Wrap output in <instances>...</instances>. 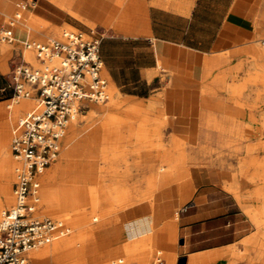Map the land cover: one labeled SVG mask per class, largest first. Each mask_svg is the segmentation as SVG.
Segmentation results:
<instances>
[{
    "label": "rangeland",
    "instance_id": "374dc122",
    "mask_svg": "<svg viewBox=\"0 0 264 264\" xmlns=\"http://www.w3.org/2000/svg\"><path fill=\"white\" fill-rule=\"evenodd\" d=\"M261 1L264 0H257L251 3V8L247 10L248 16L253 17V20L255 19L257 22L256 32L249 35V37L241 36L242 38L239 40L217 47L209 53L184 50L186 51L184 56L189 53H196L218 58L223 54H231L232 61L228 69L232 70V75H220L222 78L218 81L216 78L219 75L216 72L210 76L213 81L209 85L211 84L215 91L210 90V88L205 90V92L189 90L186 89L187 87L183 80L172 77L169 70L178 60L176 59L177 57L159 56L156 61V67L149 75L141 78L138 74H135L131 83L124 86L112 79L109 72H107L106 65L103 63L102 74L108 80L110 97L103 103L94 102L92 104L106 107L107 114L104 117V128L101 132L96 133V136L95 132L92 131L76 136V140H81L82 142L74 148L73 154L69 158L72 167L70 166L68 180L65 182V184L68 183L70 186L75 187L77 191H79V188L85 190L87 195L78 196V201H76L77 209L73 207L76 210L73 208V210H59L58 213L51 214L48 210L40 209L34 213L38 218L65 219V221L63 220L64 235L67 242L60 249L63 257L60 264H82L83 261L85 264H153L157 263L159 256L162 257L163 264H190V261L199 255L221 252L225 249L228 250L227 253L212 256L201 264H264L263 153L255 154L247 151V155L250 158L244 160L246 164L243 165L242 175H238L240 182L239 191L243 194V202L256 208L257 216L260 217L259 225L253 221L249 214V216L246 214L236 196L224 187V174L221 168L213 169L208 166H200L196 171L193 168L192 175L187 173L192 177L190 184L193 190L190 197L184 200L186 181L189 180V176L184 175L178 184L182 182L186 184L182 185L181 188L178 187L172 195H166L163 198L170 213L165 217L164 215L160 216L158 228L160 227L161 229L169 226L175 220L177 211L180 217L184 213V207L201 192L209 190L210 192L224 194L227 200L226 204L235 213L229 218L231 220L230 226L223 228L225 233L223 238L225 240H234L247 233L240 241L220 250L188 255L184 253L185 234L183 229L179 227V217L177 233L170 236L168 240L163 238H156L155 241L145 239L136 245H132L134 242L128 238L129 231L127 228L129 222L141 217L138 211L144 201L152 204L154 193L158 192L156 190L158 188V176L163 167L170 165L160 161L157 162L156 179L152 188H148L146 175L140 176L141 184L138 186L133 184L137 180V174L140 171H148L150 165L154 163L147 159L148 156L146 154L149 151L156 154L159 149L158 143L163 141L164 144L169 145L170 141L174 139L175 135L173 133L175 132L180 136H175V138L177 140L180 138L182 144L187 145V137L191 135L192 129L195 127L201 128L204 124L201 117H236V120L240 121H244L245 117H249L251 120H253L251 117H256L255 121L250 123L253 131L257 126L264 127V79L253 80L248 74L250 71L264 72V64H262L264 59H255V57L248 55L245 51V47L250 43L257 44L264 51V26L260 21ZM12 7V12H9L8 15L0 12V31L6 28L12 19H16V24L19 25L14 29L16 35L14 43H5L0 39V52L6 60V68H2L5 72L10 71L12 66L10 58L16 51L22 50L27 60H35L34 54L23 48L21 43L23 39L46 41L52 37H60L65 30L95 31L98 35H102V44L104 42L107 43V54L111 57L114 64L128 63L125 57L132 53V49L139 44L140 46L146 44L122 38V35H137L135 26L121 25L124 31L116 28L118 26L116 23L118 22L128 23L135 21L134 18L137 15L136 0H121L120 4L113 0L106 13L103 12L104 19L96 17L81 19L51 0H12ZM30 10L38 15L39 18H42L38 20L44 27L41 31L36 32L37 35H34L32 31L26 32L19 29H32L33 24L30 19H34L35 15H32ZM18 14H20L19 17L17 16ZM103 20L107 22L103 23ZM54 29L58 30L56 34L51 33ZM153 47L159 51L174 49L156 42L153 43ZM141 60L144 61L143 55H141ZM237 63L241 65L234 66ZM239 87H242V90ZM171 97L180 105L176 106V115H174L170 107H165V102ZM120 100H135L136 105L131 110L127 109L126 106L116 107L117 101ZM10 103H12L13 107L21 106L20 112L12 119L9 131L8 148L10 149V157L14 159L11 152L13 130L17 126L20 117L27 111L28 105L33 102L29 99L21 98L19 103L14 101H10ZM87 109L88 105L86 102L82 103L80 111ZM183 110L186 113L179 112ZM168 117H184V120L179 122L178 129L174 130L171 128L172 124ZM86 122L87 119L81 120L80 126H84ZM193 125H195L194 128H192ZM248 131V128L242 129V136L240 138L234 136V139L231 140L232 145H246L247 147L250 139L245 134ZM90 135L100 139L98 141L94 140L93 144L87 146L85 142L90 140ZM262 137L264 138V133ZM254 138L255 135H253ZM59 160L60 152L57 160L52 162L50 166ZM255 160L259 162L253 163ZM18 162L16 161L15 165L21 164V161L20 163ZM235 163L236 161H234ZM239 165L238 168L240 167ZM15 169L14 167V179L10 183L12 199L4 204L3 209L10 207L14 203ZM152 177L154 178V176ZM121 178L124 179L126 186L135 188L136 192L134 191L125 196L117 193V197L116 194H112L106 199L103 193L104 187L110 188L113 181L120 184L123 181ZM98 192L100 197H98ZM92 197L99 198L97 200L98 206L91 201ZM62 199L60 192H57L56 203H64ZM151 225L152 222L150 221L149 228H151ZM119 226H122L125 230L123 234L117 232V227ZM147 234L148 232H146L145 236ZM56 240L57 238L48 244L51 243L52 245ZM127 244H131L134 247L127 252V255H124L120 252V247ZM43 246H47L46 243ZM36 248L38 246L33 249ZM85 248L88 251L83 255L82 252L83 250L85 252ZM159 250L162 252L159 253ZM115 251L118 252L114 253ZM92 257L96 259L92 260ZM182 257L186 258L183 263H181ZM29 258L30 264H34V260L30 255ZM121 258L123 261H119ZM44 264H55V261L49 256Z\"/></svg>",
    "mask_w": 264,
    "mask_h": 264
},
{
    "label": "crops",
    "instance_id": "0c3cea01",
    "mask_svg": "<svg viewBox=\"0 0 264 264\" xmlns=\"http://www.w3.org/2000/svg\"><path fill=\"white\" fill-rule=\"evenodd\" d=\"M51 1L59 4L81 19L92 17L104 19L103 12L106 13V10L113 0ZM115 1L117 4L121 3V0ZM256 1L136 0L137 15L134 18L135 21L128 23L118 22L116 23L118 25L116 28L124 31L121 25L135 26L137 35H122V38L136 40L138 43L143 42L146 44L143 46L139 44L134 47L132 53L125 57L128 60L126 64H114L111 57L107 54V43L104 42L101 44L103 63L108 70L106 71L109 72L116 83L124 86L125 84L131 83L133 80L132 77L135 74H138L141 78L149 75L156 67V61L159 59V56L177 57L176 59L178 60L169 70L172 77L183 80L187 87L186 89L189 90L205 92V90L210 88V90L215 91L214 87L211 84L209 85L213 81V79H210V76L216 72L219 75L216 78L218 81L222 78L220 75H232V70L228 69L232 61L231 54H223L218 58L207 57L196 53H189L184 56L186 52L184 50L209 53L217 47H222L239 40L242 38L241 36L249 37V35L256 32L257 22L255 19L253 20V17L248 16L247 10L251 8L250 4ZM12 9V0H0V12L8 15L9 12H12ZM30 12L32 15H35L34 19H30L33 24L32 29H19L26 32L32 31L34 35H37L36 32L41 31L44 27L39 21L42 18H39L32 10ZM260 21L264 26V1H261ZM102 22L106 23L107 21L103 20ZM56 32L58 30L54 29L51 33L56 34ZM154 42L163 46L172 47L175 50L164 49L159 51L153 47ZM248 46L249 44L245 47L247 53ZM141 55H143L144 61L141 60ZM262 59H264V55ZM262 64H264V60ZM236 65L239 66L241 64H234V66ZM2 68H6V60L0 52V141H8L12 119L20 112L21 107H13L12 103H10L14 95L12 77L9 71L5 72ZM239 89L242 90V87H239ZM171 98L165 102V107H170L172 109L171 111L176 115V106L179 103ZM179 112L186 113L184 110ZM201 118L204 121L202 127L199 128L193 125L192 128H195L192 129L191 135L187 137L188 152L191 157L200 160L202 164L209 162V166L216 169L221 168L222 170H236L240 161L250 158L247 155L246 145H232L231 140L234 139V136L240 138L242 136L241 130L246 128L249 131L245 135L252 140L253 128L250 123L251 121L254 122L256 117H253V120L245 117L244 121L236 120V117ZM168 119L172 124L171 128L177 130L179 122H182L184 117H168ZM173 134L178 136L175 132ZM234 161H236L235 164ZM184 175L188 174L182 166L168 165L162 168L157 179L158 188L156 190L158 192L154 193L152 204L151 202L144 201L138 211L141 217L132 220L127 225L129 231L128 238L134 242L132 245H136L145 239L155 241L156 238H163L168 240L170 236L177 233L178 211L173 221L175 223L174 229H169V226L163 229L158 228V220L160 216L164 215L165 217L170 213L163 200L164 196L172 195L178 187L181 188L182 185L187 183L186 190H184V200L190 197L193 190L190 184L192 177L188 175L189 180L187 179L188 181L185 184L183 182L178 184ZM233 194L236 196L235 193ZM236 198L242 206V201L237 196ZM226 201L224 194L207 190L195 196L194 200L184 207V213L179 217V227L183 229V233L185 234L184 253L190 255L220 250L240 241L247 234H243L234 240H225L223 238L225 235L223 228L230 226L231 220L229 218L235 213L226 204ZM246 214L248 215L247 212ZM150 221L152 222V229L149 228ZM117 232L123 234L125 230L122 226H119L117 227ZM146 232H148L147 236H145ZM132 245L127 244L121 246L120 252L127 255V252L134 247ZM116 252L118 251L114 253ZM161 252L159 250V253ZM227 252L228 250L225 249L221 252L199 255L193 258L190 264H201L212 256ZM119 261H123V259L121 258Z\"/></svg>",
    "mask_w": 264,
    "mask_h": 264
},
{
    "label": "built area",
    "instance_id": "2783aa9c",
    "mask_svg": "<svg viewBox=\"0 0 264 264\" xmlns=\"http://www.w3.org/2000/svg\"><path fill=\"white\" fill-rule=\"evenodd\" d=\"M19 17V15H17ZM16 19L0 31L5 43L16 41ZM102 35L95 31L65 30L46 41L23 39L26 51H16L10 61L14 95L31 100L13 130L12 155L21 161L16 169L14 203L0 218V264H30L29 251L63 234L64 223L34 216L40 174L60 152L62 139L82 103L108 98V80L102 74ZM264 43V40H263ZM157 264H163L161 256Z\"/></svg>",
    "mask_w": 264,
    "mask_h": 264
},
{
    "label": "bare ground",
    "instance_id": "6f19581e",
    "mask_svg": "<svg viewBox=\"0 0 264 264\" xmlns=\"http://www.w3.org/2000/svg\"><path fill=\"white\" fill-rule=\"evenodd\" d=\"M18 15L20 16V14ZM16 25L19 26L18 24ZM248 48H249L248 55L255 57V59L256 58L262 59V56L264 55V51L257 44L251 43L249 44ZM248 74L249 76H251L250 78L253 80H260L261 78L264 79V75H263L264 72H261V71L259 72L250 71ZM109 97H110V94L108 93V98ZM104 101H87L86 104L89 107L90 103H94V102L103 103ZM135 105H136L135 100H131V101L120 100V101H117L116 103V107L126 106L127 109L129 110L133 109ZM29 106L30 104L28 105V107ZM87 110L78 111V113H76L74 117L72 118L68 126V132L66 131V134L64 135L62 139V147L60 148V160L56 162L54 165L48 166L40 174L39 176L40 186L36 194L37 201H36V207H35L34 213L35 211L40 210V209L48 210V212H50L51 214L58 213L59 210L66 211V210L72 209L73 207H76V201H78V198H79L78 196L87 195L85 190L79 188V191H77L75 187L70 186L68 183L65 184L66 180H68L67 179L69 176L68 172L71 166L69 162V158L73 154L74 148L77 147V145L82 142L81 140L77 141L76 136L83 135V133H86L89 131L95 132L94 134L96 136L97 135L96 133L101 132V130H103L104 128V124H103L104 117L107 114L106 107L99 106L98 104H91L88 112ZM78 115L80 116L76 118ZM83 119H87V122L84 126H80L81 120ZM263 130H264L263 126L255 127V130L253 131V135H255V138L250 140V142L248 143L247 145L248 152H254L255 154H261V153L264 154V138L262 137V134L264 133ZM173 138L174 139L170 141L169 145L164 144L162 139H160L162 142L158 143L159 149L157 150V153L153 154V152L149 151L146 154V156H148L147 159L153 161L154 163L150 165L148 171L146 172L140 171L137 174V177H136L137 180L133 183L135 186H138L139 184H141L140 176L146 175L148 179L147 181L148 188L150 189L153 187V185L155 184V179H156V169H157L158 161L164 164L182 166L185 168L186 172L191 173V175H192L193 168H194L193 170L196 171L200 166L211 167L209 166V162L207 163L205 162L204 164H202L200 160H197L195 157H191L188 152V146L183 145L180 138H178V140L175 138V136ZM89 139H90L89 141L85 142L87 146H90L91 144H93L94 140L98 141L100 138L90 135ZM58 157H59V154L54 159V161H56ZM15 160L19 161L18 163H20V160L16 159L15 157L14 159L10 157V149L8 148V141L1 140L0 141V216L5 210L3 209L4 204L8 203L12 199L10 183H12L14 179V167L17 169V167L20 165V164L15 165L16 164ZM257 162L259 161L255 160V162L253 163H257ZM245 164H246L245 161L243 162L240 161V165H239L240 167L237 168L236 170H223L224 187L227 188L229 191L236 194L239 200L242 201V206L245 209V211L252 217L253 221L257 225H259L260 217L257 216L256 208L252 205H249L243 202L244 200L243 194L242 192L239 191L240 182L238 180V175H242V171L244 169L243 165ZM225 165L227 164L225 163ZM187 166H189V168H187ZM16 169H15V172H16ZM152 176H154V178ZM15 178H16V175H15ZM121 179L123 181L120 184L113 181L112 185H110L111 186L110 188L104 187L103 193L106 199L109 196H112V194H116V197H117V193L119 195L125 196V195L131 194L134 191L136 192V190H134L135 188L133 189L132 187L126 186L124 183V179L123 178ZM257 190L259 191V189ZM57 192H60V194L62 195V198H63L62 200L64 201V203L63 202L61 204L56 203ZM39 195H40V198H39ZM98 197H100L99 192H98ZM98 199L99 198L92 197L91 201H93L94 204L98 206L97 204ZM38 201H40L39 204H37ZM59 220L65 221V219L63 220L59 219ZM174 225L175 223L171 222L169 225L170 227L169 229H172V228L174 229ZM66 242H67L66 236L63 233L59 237H57V240L55 241L54 244L51 245V243L50 244L46 243L47 246H43L44 244H42L38 246V248L30 250L29 255L34 260V264H44V262L46 261V258L49 256H51L54 259L55 264H60L63 258L60 249L64 244H66ZM87 251L88 250L85 248V252L83 250L82 254L85 255ZM95 259H96L95 257H92V260H95ZM82 264H85L84 261L82 262ZM153 264H157V263H153Z\"/></svg>",
    "mask_w": 264,
    "mask_h": 264
},
{
    "label": "water",
    "instance_id": "95a60500",
    "mask_svg": "<svg viewBox=\"0 0 264 264\" xmlns=\"http://www.w3.org/2000/svg\"><path fill=\"white\" fill-rule=\"evenodd\" d=\"M182 242H183V241H182ZM185 260H186V258H185V257H182V258H181V263H183Z\"/></svg>",
    "mask_w": 264,
    "mask_h": 264
}]
</instances>
